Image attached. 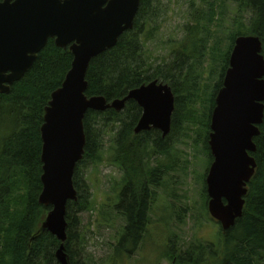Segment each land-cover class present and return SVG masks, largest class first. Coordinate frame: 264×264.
I'll use <instances>...</instances> for the list:
<instances>
[{"label": "trees", "instance_id": "trees-1", "mask_svg": "<svg viewBox=\"0 0 264 264\" xmlns=\"http://www.w3.org/2000/svg\"><path fill=\"white\" fill-rule=\"evenodd\" d=\"M161 1L141 0L132 30L112 49L92 59L85 95L101 96L111 103L153 81L166 84L174 96L170 133L165 138L156 130L135 135L141 109L134 101H128L119 113L106 110L85 114V152L73 176L77 200L67 203L65 216L64 248L71 264H80L71 251V245L78 241V215L90 208L87 187L82 192L78 180L81 167L87 161L99 163L108 143L111 162L122 171L115 208L122 211L119 215L126 224L114 252L117 256L133 253L145 237L148 214L155 203L154 189L167 169L159 163V156L169 158L171 144L180 134L187 137L192 133V142L208 156L209 167L213 161L208 146L211 114L235 39L258 37L264 58V0H195L200 6L192 3L193 14L184 26L183 39L170 50V61L154 67L146 45L158 31L161 13H165ZM227 2L236 8V30L221 38ZM72 60L68 49L57 48L49 40L24 77L10 87L9 94H0V264H58L55 253L60 242L41 230L51 208L38 203L42 191L40 128L50 96L61 86ZM216 68L221 71L220 82L211 94L210 84L202 86L203 78L208 74L212 83ZM201 87L206 92L200 99ZM253 142L256 151L251 156L256 170L247 185L241 218L228 231L218 226V245L199 241L181 254L169 246L164 256L169 264H264V117ZM202 188L206 211L205 184Z\"/></svg>", "mask_w": 264, "mask_h": 264}, {"label": "water", "instance_id": "water-1", "mask_svg": "<svg viewBox=\"0 0 264 264\" xmlns=\"http://www.w3.org/2000/svg\"><path fill=\"white\" fill-rule=\"evenodd\" d=\"M141 0H2L0 2V94L20 81L52 40L73 56L61 86L52 92L40 128L42 191L39 205L51 208L41 230L60 242L58 264H71L65 253L66 206L77 194L73 176L85 152L83 120L88 111L122 112L128 101L141 109L134 134L156 130L169 135L174 96L153 81L123 99L107 103L88 98L86 73L92 59L112 49L132 30ZM264 117V58L255 36L234 41L222 88L211 114L208 146L212 163L205 178L207 210L222 231L241 218L256 163L251 154Z\"/></svg>", "mask_w": 264, "mask_h": 264}, {"label": "rangeland", "instance_id": "rangeland-1", "mask_svg": "<svg viewBox=\"0 0 264 264\" xmlns=\"http://www.w3.org/2000/svg\"><path fill=\"white\" fill-rule=\"evenodd\" d=\"M199 1V0H198ZM194 7L200 3L195 0H162L158 31L146 45L151 64L156 67L170 61V50L185 35L184 26L191 18ZM228 3V4H227ZM224 12V33L221 38L235 31V5L227 2ZM246 36V35H244ZM221 71L215 69L214 75H204L202 86L209 85L214 92L220 82ZM205 88L201 87L199 98H203ZM200 103L198 104V107ZM189 133L171 144L170 157L159 156L160 164L167 167L161 184L154 189V204L148 214L147 232L137 250L127 255L117 256L114 252L125 227V220L116 210L118 188L122 183V171L112 164L108 143L99 163L87 161L80 169L78 180L82 192L87 187L90 208L78 215V241L71 245L75 260L80 264H169L165 254L169 246L178 254L186 252L190 245L199 241L218 245L220 226L212 223L207 207L203 206L201 191L209 167V158L194 145ZM155 163L151 164V168ZM201 185V186H200ZM45 221V219H44ZM43 221V222H44ZM43 224V223H42Z\"/></svg>", "mask_w": 264, "mask_h": 264}]
</instances>
